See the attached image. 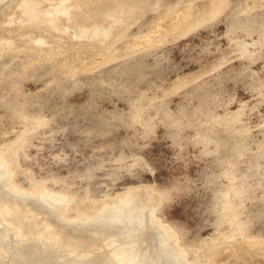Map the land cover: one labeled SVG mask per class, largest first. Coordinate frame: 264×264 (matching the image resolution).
Returning <instances> with one entry per match:
<instances>
[{
  "label": "rangeland",
  "instance_id": "rangeland-1",
  "mask_svg": "<svg viewBox=\"0 0 264 264\" xmlns=\"http://www.w3.org/2000/svg\"><path fill=\"white\" fill-rule=\"evenodd\" d=\"M26 1L0 0L6 183L58 197L66 219L135 188L191 264L264 251V0H216L198 21L202 0H170L196 23L148 33L168 5L115 0L108 32L81 37H53Z\"/></svg>",
  "mask_w": 264,
  "mask_h": 264
},
{
  "label": "bare ground",
  "instance_id": "bare-ground-1",
  "mask_svg": "<svg viewBox=\"0 0 264 264\" xmlns=\"http://www.w3.org/2000/svg\"><path fill=\"white\" fill-rule=\"evenodd\" d=\"M42 1L51 4L43 6L44 12L35 9L43 4ZM122 1H126L135 9H150L161 3L168 5L166 10L157 15L147 33L153 28L158 29L160 22L164 21L169 23L166 24L168 27L171 25L172 28H183L187 25L185 28L190 29L212 5L219 2L202 0V7L197 10L200 18L190 23L187 20L192 15L191 10L180 8L178 11L174 8L176 3L174 6L170 0ZM39 2L27 0L24 3L32 21L48 17L46 24L51 26L49 31L53 37L57 36L55 32L58 30H63V33L70 30L73 36L81 37L84 33L93 34L91 31L89 33L90 27L106 24L109 19L107 14H110L115 0H41L42 4ZM116 3V7L120 5V1L119 4L118 1ZM108 10L110 12L107 13ZM108 26H104V31L102 26L100 31L106 34L105 31L108 32L107 28L109 30L110 27ZM85 29L88 31L84 32ZM147 33L135 34L137 40L133 41L139 42L138 40ZM89 36L91 39L96 38ZM4 169L5 165L0 161V264H191L185 258V251L176 244L174 232L152 217L147 199L139 195L135 188L128 189L126 193L101 204L102 206L86 205L83 207L85 211H82L84 215L66 219L62 215L61 199L44 193L42 189L40 192L38 188L36 194L14 189L6 183L8 171ZM146 216L151 225L147 220L146 223L154 232L151 236V231L147 230L145 224ZM231 246V249L234 248ZM238 248L237 250L242 251V248ZM248 252V264H264V251L256 250L255 253L258 254H254L255 256L250 254L249 250Z\"/></svg>",
  "mask_w": 264,
  "mask_h": 264
}]
</instances>
